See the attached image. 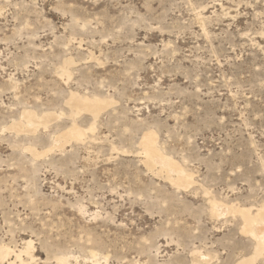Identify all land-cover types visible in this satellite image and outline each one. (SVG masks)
<instances>
[{
    "label": "rangeland",
    "instance_id": "1",
    "mask_svg": "<svg viewBox=\"0 0 264 264\" xmlns=\"http://www.w3.org/2000/svg\"><path fill=\"white\" fill-rule=\"evenodd\" d=\"M260 209L264 0H0V264H264Z\"/></svg>",
    "mask_w": 264,
    "mask_h": 264
},
{
    "label": "bare ground",
    "instance_id": "2",
    "mask_svg": "<svg viewBox=\"0 0 264 264\" xmlns=\"http://www.w3.org/2000/svg\"><path fill=\"white\" fill-rule=\"evenodd\" d=\"M107 103L108 102L106 100H100V99L99 100L98 99L89 100L87 98L81 99V101H80L82 108H85V109H88L89 111H91V113L93 114V116L95 118H97V116H98V113H99L98 110H102L103 107L107 106ZM78 108H80V107H78ZM72 114H74V113H72ZM50 118H51L50 114H45V115H43V117L38 118L35 116L33 111L24 110L22 112V122L14 125V127L16 128L17 131H22V129L24 127H25L24 130L25 129L33 130L35 128L36 124L46 126L50 122V120H51ZM74 125L75 124H73L71 129H69V131L67 133H65L64 136H62L64 138V140L67 138H70V139H74L77 141H81L83 139V137H84L83 132ZM62 137H61V139H63ZM68 140L69 139H67V141ZM143 147H144L146 160L148 163H150L152 165L158 163L163 168H169L172 170L174 169L176 172V182H178L179 184H182V185L190 183L191 179H190L189 175H187L183 170L177 169L169 160L158 155L157 150L155 148L154 138L152 135L148 134L144 137ZM171 172H173V171H171ZM240 213L243 214L244 219L246 218L245 219V221H246L245 230L252 233V236L256 240V246L258 247V249L260 251L264 252V224H261V222H264V209L258 210L254 217H252L248 211H240ZM3 253H5V251L0 249V254H3ZM94 264H97V263L95 262Z\"/></svg>",
    "mask_w": 264,
    "mask_h": 264
}]
</instances>
